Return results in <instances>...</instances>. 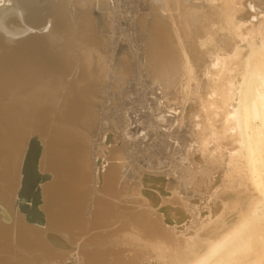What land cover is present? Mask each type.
Returning a JSON list of instances; mask_svg holds the SVG:
<instances>
[{"label": "bare ground", "instance_id": "6f19581e", "mask_svg": "<svg viewBox=\"0 0 264 264\" xmlns=\"http://www.w3.org/2000/svg\"><path fill=\"white\" fill-rule=\"evenodd\" d=\"M154 1L134 63L108 0H0V264H264V0ZM137 66L173 189L162 147L127 165Z\"/></svg>", "mask_w": 264, "mask_h": 264}, {"label": "rangeland", "instance_id": "374dc122", "mask_svg": "<svg viewBox=\"0 0 264 264\" xmlns=\"http://www.w3.org/2000/svg\"><path fill=\"white\" fill-rule=\"evenodd\" d=\"M152 1H154V0H108L109 5H110L109 7L111 10V11H109L110 13L108 16V20H109L108 22H109L110 30L113 31V34L110 33L113 38L111 36H108L109 41L111 40V42L112 41L114 42L115 40H117L119 42V44L121 43V45L126 49L128 55L131 58L133 57V59L135 61L137 60V62L133 61L134 63H138V59H137L138 56L137 55L135 56V54H137L136 53L137 52L136 46L138 43V41H137L138 40L137 39L138 38V33H137L138 28L136 27L137 25H135V23L137 22L136 19H137V17L142 16L143 14H144V18H146V20L151 19V9L156 8V4L159 3L156 1H154V2H152ZM138 14H139V16H138ZM162 14H163V16H166L165 13H162ZM131 25H132V27H131ZM133 25H135V27ZM135 29H137L136 33H134ZM129 30H130V32H129ZM111 31H109V32H111ZM103 34L106 36L108 33L106 34L105 32H103ZM133 34H135V36H137V37H135ZM110 38H112L114 40H112ZM133 42L135 43V45H133L134 44ZM113 45H116V44L112 43V47H111L112 50L113 49L116 50L113 47ZM135 70L137 72H135V74L133 73V75L131 76L133 78L130 79L131 83H130V85H128V87L130 88L129 89L130 91L127 92V88H126V95H128V93H130V95L127 98L124 97V99L126 101L122 102L121 103L122 105L120 106V108L121 107L123 108V106L125 107L124 111L131 118L130 121L132 123L130 126V136H133L132 137L133 139L132 138H130V139L133 141L129 140L128 142L130 144L128 143V146L131 145L132 146L131 148H133V149H131L130 146L128 147V149H131L134 153H132L131 150L127 151L129 154L128 156L131 155V157L127 158L129 160V162L131 161L130 163L128 162L127 165L128 164L130 165L133 161H136V160H134L135 157H136V159L139 158L137 151H134L136 146L139 145V147H136V149H137V148L144 147V145H146V147H144V148L150 147L149 152L150 151L156 152L157 148L161 149V147H162V150L164 153L163 154L164 159L162 160V164L160 167L161 169L159 171H156L155 169L153 171L149 170V172L153 173L154 171H156V172L161 171L160 172V173H162L161 176L165 179V181H167V182L171 181V184L174 185L175 181L172 179H173V177H175V175L172 174V170H173V168L177 167V165H178V163H180L181 159H182L181 160L182 163L185 162L184 161L185 160V153L184 152H185V147H186V143H187V135H186L187 128L184 125L179 127V125L176 123V120H177V119H175L176 116L174 113H172L173 110L170 108L166 109V111H168V112H166V115H170V117L169 116L165 117L164 121L158 122L157 113L160 110L161 105H159L158 101L155 99L156 96L154 95V93H157L159 91L157 89L158 87L151 85L150 83H148V80L146 79V77L141 76V71H140L141 69L138 66L135 68ZM143 84H144V86H143ZM133 91H135V92H133ZM119 102H120V100H119ZM155 109H157V110L155 111ZM161 109L163 110V108H161ZM157 123H159V126H157ZM158 132H159V134H157ZM143 134L145 136H142ZM160 134H162V135L160 136ZM139 136H140V138H139ZM135 138H137V139H135ZM141 138H145V139L141 140ZM158 138L161 140H158ZM176 138H177V140L175 141ZM138 142H140V143H138ZM158 142H160V143H158ZM132 143H135L134 144L135 147L133 146ZM165 145H168L169 148L166 149ZM141 150H143V148ZM135 153H137V154L135 155ZM182 154H184V155H182ZM133 155H135V156H133ZM132 156H133V158H132ZM182 157H184V158H182ZM130 158H132L133 161H132V159L130 160ZM127 159H126V161H128ZM154 159L152 158L151 160L154 161ZM134 163L135 162H133L132 164L134 165ZM125 165H126V162H125ZM128 171H129V168H128ZM174 187H175V185L171 186L172 189ZM172 189H170V190H172ZM166 190H167V187H166ZM167 191H168L167 195L170 197L171 193L169 192V189ZM26 199H27V197L23 196V199L21 201V206H24ZM202 211L204 213L205 209ZM181 224H184V222H182ZM67 264H69V262Z\"/></svg>", "mask_w": 264, "mask_h": 264}]
</instances>
